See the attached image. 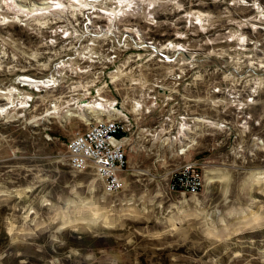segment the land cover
Masks as SVG:
<instances>
[{
	"label": "rangeland",
	"instance_id": "374dc122",
	"mask_svg": "<svg viewBox=\"0 0 264 264\" xmlns=\"http://www.w3.org/2000/svg\"><path fill=\"white\" fill-rule=\"evenodd\" d=\"M232 3L163 0L157 27L141 13L121 21L133 34L119 24L93 42L91 11L67 6L60 23L32 20L0 0L14 21L0 19V106L10 90L33 96L30 109L0 116V264H264V33L245 28L253 12ZM193 10L208 18L187 23ZM25 75L60 86H16ZM110 78L118 90L107 96L128 110L139 104L135 128L148 135L129 146L125 186L112 195L92 171L67 165V144L86 126L63 116L97 100L86 83L99 80L98 89ZM169 114L173 124L162 128ZM188 161L203 174L196 195L171 187ZM254 213L261 226L247 228Z\"/></svg>",
	"mask_w": 264,
	"mask_h": 264
},
{
	"label": "built area",
	"instance_id": "2783aa9c",
	"mask_svg": "<svg viewBox=\"0 0 264 264\" xmlns=\"http://www.w3.org/2000/svg\"><path fill=\"white\" fill-rule=\"evenodd\" d=\"M141 2H143L142 15H146L148 20H150L148 25L151 27H157L158 21L155 17L159 14H164L160 11L163 0H142ZM233 2L236 3V5L247 8L253 12L251 16L241 20L242 25L245 28H250L255 31L259 30L264 33V0H233ZM234 3H232V5H234ZM117 4V0H108L106 3V5L112 7H115ZM179 11H184V2H181ZM200 13L201 12L199 11L193 10L189 14H184L183 17H187L188 20L185 19L187 20V23H189V20L193 19L194 24L198 25V22L200 21L198 15ZM139 16L140 14L137 12L131 16L125 17V19H137ZM201 16V20H206L205 18H208L207 14H201ZM135 29L138 31V27H135ZM69 34L70 33H67V36H69ZM253 45H255V43H253ZM115 59H117V54L113 55V63L116 62ZM52 78L53 77L41 79L40 82H47ZM19 79L15 82L16 86L18 84H23ZM99 82V80L97 82L95 81L92 86H89V84L86 83L83 92H85L87 98L95 94L97 100L94 102L103 103V105L106 106V109L110 108V113L108 110H100L97 114L88 113V118L86 117L88 119L87 121L86 119H81L86 126V129L83 132L76 133V135L69 141L65 157L67 165L73 171H92L97 179L101 181L104 192L112 195L120 192L125 186V179L122 176V173L127 164L129 146L134 141L143 139L147 140L148 135L143 136V133L147 132L146 129L137 132L135 128V125L138 123V118H136V116H139L141 109L136 107L135 111L132 109L128 110L123 107L122 101L118 98L112 100V98L107 96L108 93L111 94L113 91L117 92L116 80L110 78V80L105 81V84L101 85L100 88L93 89V87ZM51 83L52 82H50V84ZM58 86L60 85L57 83L51 84L44 89L56 90ZM17 93L18 90H16V94ZM2 94H5V92H2ZM22 99L26 102V107L24 109H30L33 103V96L29 95ZM253 100L254 99L251 97L248 98V102L250 103L253 102ZM84 102L83 105L95 104L88 99ZM17 103L18 107H20V101ZM15 104L13 106L9 104L10 108H17ZM108 104H110L111 107H108ZM134 104L137 106V103ZM242 108L241 103L238 110H241ZM66 109L68 110V106ZM113 109H116L117 112H114ZM146 113L149 114L150 111H147ZM180 120H186V118L180 117ZM172 124L173 121L169 114L165 117L162 123V128L168 127V125ZM169 127L171 128V126ZM173 138H180V135L174 133ZM186 151L187 150H181V155H185ZM203 184V174L200 171V165L195 161H188L173 175L171 187L173 190L183 195L187 193L196 195L202 189Z\"/></svg>",
	"mask_w": 264,
	"mask_h": 264
},
{
	"label": "bare ground",
	"instance_id": "6f19581e",
	"mask_svg": "<svg viewBox=\"0 0 264 264\" xmlns=\"http://www.w3.org/2000/svg\"><path fill=\"white\" fill-rule=\"evenodd\" d=\"M4 1H6V0H4ZM14 1L16 2V7H18V9H19L18 14H19V12L24 13V11L25 12L29 11V13H26L27 14L26 16L28 17L30 15L29 19H32V20H36L37 18L45 19L49 15L50 16L55 15L58 17L61 14H63V12L66 10L67 6H68L67 10H69V9L70 10L71 9L76 10L77 9V10H79V12L91 11V15H90V18L88 20L92 21V23H91L92 28H88V29H90L89 33L90 34H92V33L98 34L97 37H94L92 39L93 42H96L98 40V38L99 39H107L111 35H114V33H116L117 31H118L117 33H119L120 29H118V26H119V24H122L121 21H127V19H125V17L131 16L137 12L139 14L143 13V11H142L143 10V8H142L143 2H141L142 0H117L118 4L115 7L106 5L108 0H69V2L68 1L65 2L64 0H51V2H49V0H38V1L36 0L37 1L36 4L31 2L30 0H14ZM27 3L30 5V7L28 8V10H24L25 7L23 4H27ZM58 4L63 5V7H57ZM98 4H100V5H98ZM75 7H76V9H75ZM201 14L202 13H200L198 15V19L200 21H202L201 20V17H202ZM17 15H16V17H19V15L18 16ZM203 15H205V14H203ZM0 19L4 20V22H6V23L14 22L12 20H7V18L5 16H2ZM105 19H106V21H108L109 25L105 26V27H107V29H106V32H103V30H104L103 28H101L100 30L98 29V24L102 20L105 21ZM57 21H58V23H60L62 20L60 19V17H58ZM44 24H46V22ZM122 25H124V29L122 30L123 34H130L131 35L134 33V28L132 27L133 24L126 23V24H122ZM134 27H137V26H134ZM67 32H68V30L63 31L61 33L65 34ZM70 35L71 34H69V36L64 37V38L68 39L70 37ZM242 40L245 41V38L243 37ZM177 46L178 45H173L172 47L175 48ZM94 50H95V48H90L89 53L91 55L96 54V52H94ZM176 50H178V49H176ZM58 68L61 69L62 66H61V68H60V66ZM19 80L23 82V85L26 84V85L30 86L32 89H35L36 91H40L41 88H47L51 84H56V82L53 78L49 79L47 82H45V81L40 82V80L34 79V78L27 76V75L21 77ZM50 82H52V83L50 84ZM0 94H1V90H0ZM7 94H9V96L6 95L7 97H5V99L7 100V104L0 106V114H1L0 116H5L8 118V120H10V118H12V114L15 111H17L19 109H24L26 107V104H25L26 102L22 98H15L14 97L15 92L13 90H10ZM1 95H4V94H1ZM18 101H20V103H19L20 107H18V103H17ZM9 104H11L12 106L15 104V106L17 108L11 109ZM70 106H68V110L63 115L64 117H72V116L80 117L81 116V118L86 119V116L89 115L88 113H96L97 114L100 112V110H108L110 113V108L106 109V106L103 105V103H101V102H98V103H95L92 105H89V104L79 105L78 104L75 107H70ZM108 107H111V105L108 104ZM137 108L141 109L142 107L139 104H137ZM113 110H114V112H117L116 109H113ZM77 114L80 116H77ZM90 115H93V114H90ZM262 178L263 177L261 175V176H259L258 180H261ZM248 219L249 220L246 221V225H245L247 228L253 227L254 225H257L258 228L261 226L260 225L261 224V222H260L261 216L260 215H256L254 213V214L250 215V217ZM231 237H232V235H229L227 237V239H230Z\"/></svg>",
	"mask_w": 264,
	"mask_h": 264
},
{
	"label": "snow or ice",
	"instance_id": "6c2138e0",
	"mask_svg": "<svg viewBox=\"0 0 264 264\" xmlns=\"http://www.w3.org/2000/svg\"><path fill=\"white\" fill-rule=\"evenodd\" d=\"M49 2H51V0H49ZM57 7H63V5H59V4H58Z\"/></svg>",
	"mask_w": 264,
	"mask_h": 264
}]
</instances>
